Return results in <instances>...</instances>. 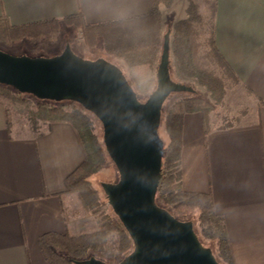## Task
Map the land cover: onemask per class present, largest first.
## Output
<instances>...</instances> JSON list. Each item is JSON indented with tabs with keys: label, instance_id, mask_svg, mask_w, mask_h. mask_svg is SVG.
I'll use <instances>...</instances> for the list:
<instances>
[{
	"label": "crops",
	"instance_id": "0c3cea01",
	"mask_svg": "<svg viewBox=\"0 0 264 264\" xmlns=\"http://www.w3.org/2000/svg\"><path fill=\"white\" fill-rule=\"evenodd\" d=\"M154 2L0 0V16L12 25L74 15L102 24L148 15ZM192 4L204 18L211 10L213 40L236 84L264 100V0H185L180 19L188 17ZM84 160L70 123L17 130L0 102V264H54L40 239L70 230L64 215L67 180ZM181 170L185 191L212 195L234 263L264 264V106L249 122L220 125L213 119L207 133L200 112L186 114Z\"/></svg>",
	"mask_w": 264,
	"mask_h": 264
},
{
	"label": "trees",
	"instance_id": "16d2710c",
	"mask_svg": "<svg viewBox=\"0 0 264 264\" xmlns=\"http://www.w3.org/2000/svg\"><path fill=\"white\" fill-rule=\"evenodd\" d=\"M172 1L155 0L153 10L148 15L102 24H86L80 15H74L62 20L12 25L7 18L0 16V41L9 43L43 37L65 24L84 31L87 42L102 38L107 51L123 58L130 66H147L150 69L160 60L163 49L161 9L162 6H170ZM202 18L197 6L192 4L188 17L175 23L171 32L170 57H174L184 77L195 79L205 88L211 100L219 103L224 99L228 85L237 82L215 45L211 23L208 37H201V27L205 26ZM186 94L168 109H163L160 129L164 127L167 142L164 146L156 202L162 207H173L182 213L198 212L202 234L215 242L216 252L213 253L217 260L221 264H235L225 223L216 213L212 195L188 192L182 187L183 119L188 113L200 112L204 117L207 133L211 127L209 114L213 109L212 102L200 96L198 91ZM0 102L6 108L8 120L12 114H19L28 120L34 132L53 123H70L85 152L84 162L68 177V193L79 199L84 211L99 213V227L79 234L66 232L44 235L40 243L45 258L54 264H75V260L85 259L89 252L109 254L113 242L117 244L116 255L121 260L126 257L134 247L133 241L114 211H104V207L109 205L108 198L103 199L90 180L112 161L104 142L94 132L92 113L74 101H65L68 104H63L42 100L3 84H0ZM259 103L264 106V100ZM64 215L68 222L66 208ZM56 249L62 254L56 252Z\"/></svg>",
	"mask_w": 264,
	"mask_h": 264
},
{
	"label": "water",
	"instance_id": "95a60500",
	"mask_svg": "<svg viewBox=\"0 0 264 264\" xmlns=\"http://www.w3.org/2000/svg\"><path fill=\"white\" fill-rule=\"evenodd\" d=\"M169 29L157 67L155 89L142 102L120 67L105 58L86 59L67 44L52 57L12 55L0 49V84L42 100L74 101L103 126V142L119 180L102 183L109 205L133 241L115 264H221L199 239L192 221L158 205L164 140L159 129L172 93L196 90L171 74ZM75 264H110L90 256Z\"/></svg>",
	"mask_w": 264,
	"mask_h": 264
},
{
	"label": "rangeland",
	"instance_id": "374dc122",
	"mask_svg": "<svg viewBox=\"0 0 264 264\" xmlns=\"http://www.w3.org/2000/svg\"><path fill=\"white\" fill-rule=\"evenodd\" d=\"M184 2L185 0H173L170 6H162V40L163 36L170 28L173 31L175 23L184 15ZM210 12V9H206V13L203 15L208 18L210 16ZM207 18H202V22L205 25L201 27L202 31H200L203 32L201 36L202 38L208 37L209 19ZM67 44H70L75 54L83 58L97 59L102 57L120 67L134 90L137 92L138 98L142 102L147 100L148 96L156 87V74L159 60H157L150 69L147 66L132 67L123 58L109 53L102 38L87 42L86 33L84 31L77 30L72 26L65 24H62L56 31H52L49 35H45L43 37L37 36L32 39H22L18 42L9 43L0 41V49L16 56L28 55L32 57H52L62 53ZM171 74L175 81L192 86L196 91H198L200 96L212 102L213 109L209 114V119L210 121L217 119L220 125L249 122L257 116V114L260 112V108L262 107L259 101L243 85L236 84L234 82H231L228 85L224 99L221 102L216 103L214 100H211V97L205 88L202 87L195 79H189L183 76L173 56L171 57ZM185 95H187L186 92L172 93L166 100L163 109H168ZM62 102L63 104H68L65 101H61V103ZM91 116L94 124V132L98 135L99 140L103 142L102 123L95 115L91 114ZM10 121L14 127L17 128V130L26 128V126L31 128L28 120L19 114H12ZM46 127L47 126H44L43 128ZM159 133L164 140V143H166L167 134L164 130V127H161ZM90 180L93 186L98 190L101 197L103 199H107L102 187V183L117 182L119 180V172L114 162L111 161L107 167L102 168L100 171L94 174ZM64 208H66L67 214H69L68 224H71L70 230H68L69 234L90 232L96 230L99 227V213L84 211L80 205L79 199H77L75 195L68 193V196L64 201ZM110 208L111 206L107 205L104 207V211L110 212L112 210V208ZM165 208L182 221H192L199 239L206 246L210 247L212 251L216 252L215 242L206 238L202 234V226L199 220L198 212L182 213L173 207L167 206ZM116 246L117 244L113 242L111 246V252L107 255L89 252L86 258L90 256H96L107 263L115 264L121 260V257L116 255ZM56 252L62 254L59 249H56Z\"/></svg>",
	"mask_w": 264,
	"mask_h": 264
}]
</instances>
